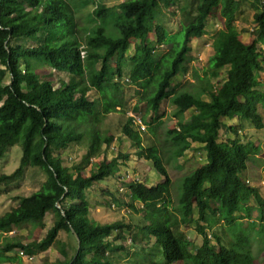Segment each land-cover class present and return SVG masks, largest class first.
<instances>
[{
    "label": "trees",
    "instance_id": "1",
    "mask_svg": "<svg viewBox=\"0 0 264 264\" xmlns=\"http://www.w3.org/2000/svg\"><path fill=\"white\" fill-rule=\"evenodd\" d=\"M72 1L94 4V0H0V160L15 144L21 150L15 170L9 174L0 171V187L18 183L29 168L39 169L44 175L39 190L18 196L17 206L0 215V233L11 232L23 223H37L47 214L54 216L52 227L42 239L28 243L8 241L0 248V260L20 263V257L6 256L16 250L29 257L46 252L56 242L58 233L64 231L74 238L76 247L74 234L78 236L79 251L75 256V248L70 258L62 251L64 260L58 264H112L111 255L122 246L113 245L106 238L114 232L117 241L128 231L131 241H136L138 235L142 242L153 238L164 264H253L249 235L237 222L251 219V200L259 206L257 218L263 222L264 203L258 188L247 184L241 175L250 157H264V152L258 144H241L239 125L227 126L222 119L235 117L240 123L249 121L257 130L264 128L258 111L264 105V82L260 81L264 51L258 46L264 42V0H256V26L248 43L238 39L233 25L241 1L197 0L195 16L177 35L167 38L165 30L158 27L157 44L172 43L174 47L173 53L165 54L158 62L148 38L156 26L162 0H125L113 7L96 5L93 14L98 23L87 34L75 19ZM217 9L224 29L213 37L214 53L206 76L207 82L216 79L229 66L224 79L215 88L207 83L197 94L184 91L171 98L178 115L195 110L187 121H178L177 128L168 131L175 159L182 157L193 142L203 144L206 155L205 164L182 180L180 219H171L167 212L165 197L170 179L159 156L149 149L150 154L143 156L152 161L164 181L150 187L137 181L127 184L131 208L135 210L134 202L139 204L146 225L132 228L119 221L94 222L89 218L86 192L117 170V160L99 163L85 177L80 167L74 172L64 167L55 151L82 143L94 150L113 141L112 136L100 133L94 117L123 108L116 80L122 77L133 40L138 44L130 59L129 78L131 83L146 89L153 75H157L155 87L147 97L150 111L157 114L161 103L170 96L172 79L187 60L191 40L205 35L207 20ZM108 23L117 29V36L106 34ZM28 38H34L35 45L24 46L23 41ZM45 66L62 73L67 81L55 86L49 71L42 69ZM6 73L10 78L7 83L3 81ZM90 90L98 93V100L89 98ZM221 130L235 138L219 145ZM141 132L131 117L121 130L143 154ZM211 204L218 206L211 209L212 215L229 228H236L235 243H225L218 234L213 235L215 244L210 243L204 224ZM194 209L195 228L203 240L192 253L181 226L192 222ZM236 211L240 215L236 216Z\"/></svg>",
    "mask_w": 264,
    "mask_h": 264
},
{
    "label": "rangeland",
    "instance_id": "2",
    "mask_svg": "<svg viewBox=\"0 0 264 264\" xmlns=\"http://www.w3.org/2000/svg\"><path fill=\"white\" fill-rule=\"evenodd\" d=\"M123 1L125 0H94V4L87 3L85 5L72 1L71 6L78 25L87 34L98 23L97 18L93 14L96 5L101 4L105 7H113ZM238 1H241V4L239 11L235 14L233 25L239 35L246 34V36L241 35L238 39L243 43H247L251 41V32L256 26L253 21V14L257 2L256 0ZM196 4L197 0H162L160 2V12L156 16V26L148 38L149 45L154 49V60L156 62L160 61L165 54L173 53L174 50L172 43L157 44L158 27L160 26L165 30L167 38L177 35L182 27L195 16ZM222 29H224V23L220 15V9H217L207 20L205 35L199 39H194V41L191 40L189 44L190 53L187 56V60L181 66L179 73L172 79L169 89L170 96L161 103L157 114H153L150 111L147 101L149 91L155 87L157 75H153L151 83L146 89L131 83L129 78L130 59L135 45L138 44L136 40H133L126 53L122 77L116 80L122 94L123 108L116 113L108 115L97 114L94 117L100 133L103 136H112L114 138L113 141L110 144H103L99 149L94 150L88 149V143H82L71 145L63 151H55V154L60 156L64 167L70 172H74L77 167H80L81 174L85 177L94 172L99 163H109L112 159L117 160V170L110 177L94 184L86 192L87 200L90 204L89 218L91 220L99 224L119 221L125 224L129 223L132 228L146 225L144 212L141 207H138L139 204L134 202L135 205L133 207L137 209L133 210L131 208L132 201L129 198L127 184L137 181L150 187L164 181V178L155 170L152 161L143 156L150 154L149 149L153 154L159 156L161 164L170 179L169 192L165 197L167 212L171 219L172 217H175L176 220L180 219L181 212L178 201L182 191V180L185 176L204 165L206 156L202 148H199L196 150L194 157L188 162L178 163V160L175 159L172 154V148L170 149V134L168 131L176 129L177 122L180 120L185 121V118L183 115L177 114L175 106L171 103V98L173 94L184 91L197 94L202 88L207 86V83L212 88H215L224 79L229 66H225L220 72V76L216 79L210 78L207 82L206 76L210 72L208 69L209 58L214 53L212 48L213 37ZM105 31L111 37L118 35V31L112 23L106 25ZM178 37L177 39L179 40L181 36L178 35ZM23 44L24 46H33L35 45V39L28 38L23 41ZM258 46L264 51V42L259 43ZM96 67H99V64ZM42 69L49 71L55 86H58L60 81H67V78L60 72L49 69L46 66ZM9 79V74L6 73L3 81L7 83ZM260 81L264 82V72L260 74ZM88 96L93 100L99 99L98 93L94 90H90ZM258 111L264 122V105L259 106ZM189 112L186 113L185 117L189 115ZM130 117L139 118L146 127L140 133L143 154H140L141 150L121 134L123 126L129 123ZM241 122V131L242 129L243 131L239 134L238 141L241 144L257 143L260 148L264 149V128L257 130L249 121L244 120ZM233 136L232 133L230 136H226L221 132L218 139L219 145L226 143L227 137L232 139ZM20 156L21 150L15 144L8 150L6 157L0 160V171L7 174L13 172L18 166ZM259 156L250 157L241 177L244 180H248L250 185L258 188L261 200L264 203V157ZM43 181L44 175L39 169L29 168L18 183L8 187H0V215L17 206L18 196H27L39 190ZM250 204L253 209L251 219L239 220L237 223L242 225V231L249 235V250L253 258V264H264V221L261 222L257 218L259 206L256 202L251 200ZM217 207L215 204L209 206L207 221L204 224L207 238L214 245L213 235L218 234L221 239H224L225 243L229 241L235 243L233 231L236 228H229L218 220L217 215L211 214V209L216 210ZM235 215H240V212L236 211ZM196 218L197 211L194 209L192 222L187 226H181V231L191 243L189 249L192 253L195 252L196 247L202 244L203 240L195 228ZM53 223L54 216L47 214L43 220L37 223H23L19 227H13L11 232L0 233V248L8 241L20 240L23 243H28L40 240L45 236L48 229L52 227ZM124 232V236L120 240H115L114 232L106 238L113 245L122 246L120 251L111 255L112 264H164L160 257L159 248H155L153 238L148 237L146 242H142L138 235L137 240L134 241L132 238L129 245L127 244V239L131 236L128 235V231ZM75 248L76 241L74 238L64 231H60L56 242L46 252L37 254L32 258H26L20 256L16 250L13 253L6 254V256L20 257V263L0 260V264H58L64 260L61 255L62 251H65L67 257L70 258L74 255Z\"/></svg>",
    "mask_w": 264,
    "mask_h": 264
},
{
    "label": "crops",
    "instance_id": "3",
    "mask_svg": "<svg viewBox=\"0 0 264 264\" xmlns=\"http://www.w3.org/2000/svg\"><path fill=\"white\" fill-rule=\"evenodd\" d=\"M241 35H244V36H246V34H240L238 37H241ZM243 38V37H242ZM244 38H246V37H244ZM194 41V40H193ZM196 41V40H195ZM248 43V42H247ZM208 98V97H207ZM207 98H205V100H207ZM192 110V111H191ZM190 111V112H189ZM187 112H189V115L187 116V117H185L186 116V113ZM195 113V110L193 109V108H191V109H189V110H187L184 114H183V116H184V118H185V121H187L188 119H189V117L192 115V114H194ZM222 121L227 125V126H238L239 125V127H240V130H239V134L240 133H242V131H243V129H242V131H241V128H242V123H240L239 122V120H237V118H223L222 119ZM221 132L222 133H224L226 136H230V134L231 133H227V132H224V131H220V134H221ZM242 135V134H241ZM235 138V136H233V138L232 139H234ZM230 137H227V140H232ZM257 144V143H256ZM259 145V144H258ZM259 147H260V145H259ZM199 148H202V150H203V144H200V143H191V147H190V149L189 150H187V151H185L184 152V154H183V156L182 157H180V158H178L177 160H178V163H183V162H188V160H191L193 157H194V155H195V153H196V150H198ZM204 151V150H203ZM205 152V151H204ZM206 156V155H205ZM89 211H90V209H89ZM193 216H194V212H193ZM192 220H193V218H192ZM23 242V241H22Z\"/></svg>",
    "mask_w": 264,
    "mask_h": 264
},
{
    "label": "built area",
    "instance_id": "4",
    "mask_svg": "<svg viewBox=\"0 0 264 264\" xmlns=\"http://www.w3.org/2000/svg\"><path fill=\"white\" fill-rule=\"evenodd\" d=\"M133 123L135 125H138L140 127L141 131L145 130V125L142 124V122H141V120L139 118L133 117ZM263 152H264V149H263ZM246 183L248 184L250 182L248 180H246ZM263 183H264V180H263ZM130 243H131V239H127V244L130 245ZM19 255L22 256V257L24 256L26 258H32V257H28V256L24 255L21 251L19 252Z\"/></svg>",
    "mask_w": 264,
    "mask_h": 264
},
{
    "label": "water",
    "instance_id": "5",
    "mask_svg": "<svg viewBox=\"0 0 264 264\" xmlns=\"http://www.w3.org/2000/svg\"><path fill=\"white\" fill-rule=\"evenodd\" d=\"M71 232L74 234V231H73V230H71ZM74 236H75V238H76V240H77V247H76V254H75V256H76L77 253H78V251H79V245H80V242H79V240H78V236L75 235V234H74Z\"/></svg>",
    "mask_w": 264,
    "mask_h": 264
}]
</instances>
